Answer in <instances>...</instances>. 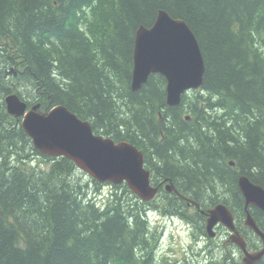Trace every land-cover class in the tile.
<instances>
[{
	"label": "trees",
	"instance_id": "1",
	"mask_svg": "<svg viewBox=\"0 0 264 264\" xmlns=\"http://www.w3.org/2000/svg\"><path fill=\"white\" fill-rule=\"evenodd\" d=\"M160 9L188 23L206 65L203 87L176 106L161 74L131 86L136 31ZM13 92L135 144L154 183L167 177L204 208L226 204L239 227L238 178L264 187V0H0V264H150L157 200L90 176L91 189L73 160L43 154L8 112ZM162 196L175 204V192Z\"/></svg>",
	"mask_w": 264,
	"mask_h": 264
},
{
	"label": "water",
	"instance_id": "2",
	"mask_svg": "<svg viewBox=\"0 0 264 264\" xmlns=\"http://www.w3.org/2000/svg\"><path fill=\"white\" fill-rule=\"evenodd\" d=\"M133 55V90L140 89L151 74H161L167 80V103L176 106L186 92L199 90L204 85L206 65L195 33L185 20L172 17L164 9H160L150 27L141 25L137 29ZM17 73L14 67L6 70V75ZM5 102L10 114L22 118L24 129L43 154L66 156L101 183L126 182L144 201L156 197L159 187L152 184L151 171L145 167L144 152L135 144L96 134L89 120L80 118L65 105L42 112L40 103L29 107L17 93L6 95ZM238 184L245 197V223L264 242V231L249 211L250 206L264 211V187L245 174L239 177ZM167 188L171 190L172 184ZM209 214L207 229L211 236L216 234L214 227L223 223L234 232L232 239L244 250L246 261L252 264L264 256V247L254 253L247 251L234 215L226 204H216Z\"/></svg>",
	"mask_w": 264,
	"mask_h": 264
},
{
	"label": "flooded vegetation",
	"instance_id": "3",
	"mask_svg": "<svg viewBox=\"0 0 264 264\" xmlns=\"http://www.w3.org/2000/svg\"><path fill=\"white\" fill-rule=\"evenodd\" d=\"M161 177L163 173H159ZM168 182L172 181L163 177L154 183L159 187V193L153 210L159 219L156 222L153 220L150 225V231L154 234L153 246L149 249L150 264H250L245 261L244 252L233 242V233L224 224L218 223L214 227V236L208 233L209 209L212 206L204 208L174 186L169 190ZM172 192L177 194L175 204H170L162 196ZM246 216L247 213L245 219ZM259 216L264 219V212ZM245 226L244 221V225L237 226V230L245 239L248 251L262 249L263 243L260 248H254L248 242L249 231ZM177 233L186 235L190 241L178 237V242L173 246V237ZM252 264H264V258Z\"/></svg>",
	"mask_w": 264,
	"mask_h": 264
},
{
	"label": "rangeland",
	"instance_id": "4",
	"mask_svg": "<svg viewBox=\"0 0 264 264\" xmlns=\"http://www.w3.org/2000/svg\"><path fill=\"white\" fill-rule=\"evenodd\" d=\"M80 174L83 175L84 180L86 182L91 183L90 187H91V189H93V183L91 182V177L85 173L83 174V172H80ZM111 190H112L111 185H108V184L104 185L101 189V192L99 193L100 194L99 199L104 200L105 198H107V196L111 192ZM149 217L151 218V220H154L155 222L159 219V215L154 210L149 211ZM178 237H179V239L181 238L182 240H184L186 242L190 241V239L188 237H186V235L177 233L173 237V241H174V242H172L173 246L178 242Z\"/></svg>",
	"mask_w": 264,
	"mask_h": 264
}]
</instances>
